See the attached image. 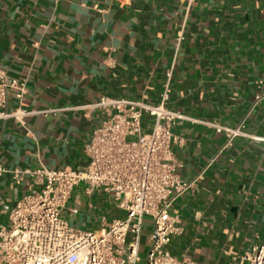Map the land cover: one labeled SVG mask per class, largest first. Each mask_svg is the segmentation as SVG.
I'll return each instance as SVG.
<instances>
[{
    "label": "crops",
    "instance_id": "obj_1",
    "mask_svg": "<svg viewBox=\"0 0 264 264\" xmlns=\"http://www.w3.org/2000/svg\"><path fill=\"white\" fill-rule=\"evenodd\" d=\"M0 67L28 80L25 109L49 111L25 124L0 119V165L10 170L83 169L86 144L107 113L81 107L104 97L158 105L173 69L168 107L199 121L174 127L184 139L173 146L178 173L185 181L202 175L171 209L185 227L173 253L230 264L264 243V99L256 101L264 0H0ZM16 105L11 95L9 110ZM151 122L144 119L145 131ZM242 122L247 136L230 145L210 125ZM30 185L39 188L31 175L21 184L0 175V226ZM90 205L66 217L98 230ZM121 216L113 209L108 220ZM151 232L146 218V245Z\"/></svg>",
    "mask_w": 264,
    "mask_h": 264
},
{
    "label": "built area",
    "instance_id": "obj_2",
    "mask_svg": "<svg viewBox=\"0 0 264 264\" xmlns=\"http://www.w3.org/2000/svg\"><path fill=\"white\" fill-rule=\"evenodd\" d=\"M182 40L180 35L178 48ZM166 76L158 105L104 97L81 107L107 113L86 144L89 162L83 169L10 170L0 165V175L11 173L16 184L31 175L39 187L30 185V192L10 210L8 225L0 226V264H142L146 218L152 222V244L144 264H194L190 257L172 251L173 238L181 237L185 227L171 209L202 175L185 181L178 173L173 146L182 145L184 139L174 127L193 119L168 107L173 69ZM257 87L258 102L264 99V81L259 80ZM27 94L28 80L13 78L0 67V119L25 124L30 116L49 112L25 109ZM11 95L17 101L13 110H9ZM146 117L152 121L148 131L143 128ZM210 125L226 134L227 145L236 137L247 136L243 122L237 127ZM82 185L89 197L97 193L112 198L123 216L109 221L106 214L100 215L101 227L94 231L73 227L66 214H79V207L70 202ZM230 264H264V243L232 257Z\"/></svg>",
    "mask_w": 264,
    "mask_h": 264
},
{
    "label": "rangeland",
    "instance_id": "obj_3",
    "mask_svg": "<svg viewBox=\"0 0 264 264\" xmlns=\"http://www.w3.org/2000/svg\"><path fill=\"white\" fill-rule=\"evenodd\" d=\"M83 188V185L81 186V189ZM84 190H76L73 195V199L78 201V207L82 211H86L88 209L90 203H92L95 206L94 209V214H95V221H98V216L102 214H106L109 218L111 217L112 210L115 209L116 207V202L112 199L109 198L107 195H104L103 197L97 193H94L92 197H88L85 193H83ZM77 196H80L79 198ZM81 203V204H80ZM83 212V213H84ZM72 226L75 227L76 229L79 230H84V231H94L95 227L93 225L90 226H85V227H80L78 225L77 218L75 221L72 220L71 222ZM151 241L146 245L143 241L141 243V257L143 259V263L146 261V256H147V251L151 245Z\"/></svg>",
    "mask_w": 264,
    "mask_h": 264
}]
</instances>
